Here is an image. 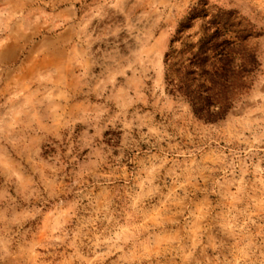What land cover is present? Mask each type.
Returning a JSON list of instances; mask_svg holds the SVG:
<instances>
[{
	"label": "rangeland",
	"instance_id": "1",
	"mask_svg": "<svg viewBox=\"0 0 264 264\" xmlns=\"http://www.w3.org/2000/svg\"><path fill=\"white\" fill-rule=\"evenodd\" d=\"M0 264H107L104 0H0Z\"/></svg>",
	"mask_w": 264,
	"mask_h": 264
},
{
	"label": "crops",
	"instance_id": "2",
	"mask_svg": "<svg viewBox=\"0 0 264 264\" xmlns=\"http://www.w3.org/2000/svg\"><path fill=\"white\" fill-rule=\"evenodd\" d=\"M66 18L70 21L66 24L65 28L62 29L61 31L58 32V34H61L62 32H65L68 30V28L70 27L71 25V20H72V17L71 16H66Z\"/></svg>",
	"mask_w": 264,
	"mask_h": 264
}]
</instances>
